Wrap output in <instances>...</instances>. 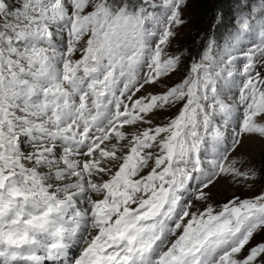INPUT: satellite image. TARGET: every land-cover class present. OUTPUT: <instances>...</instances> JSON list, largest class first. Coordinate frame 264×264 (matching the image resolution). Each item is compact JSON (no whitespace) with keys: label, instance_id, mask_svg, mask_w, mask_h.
<instances>
[{"label":"snow or ice","instance_id":"1","mask_svg":"<svg viewBox=\"0 0 264 264\" xmlns=\"http://www.w3.org/2000/svg\"><path fill=\"white\" fill-rule=\"evenodd\" d=\"M0 264H264V0H0Z\"/></svg>","mask_w":264,"mask_h":264},{"label":"rangeland","instance_id":"2","mask_svg":"<svg viewBox=\"0 0 264 264\" xmlns=\"http://www.w3.org/2000/svg\"><path fill=\"white\" fill-rule=\"evenodd\" d=\"M223 193L220 191H217V199H222L223 198Z\"/></svg>","mask_w":264,"mask_h":264},{"label":"trees","instance_id":"3","mask_svg":"<svg viewBox=\"0 0 264 264\" xmlns=\"http://www.w3.org/2000/svg\"><path fill=\"white\" fill-rule=\"evenodd\" d=\"M199 18H200V19H205V16H200Z\"/></svg>","mask_w":264,"mask_h":264}]
</instances>
